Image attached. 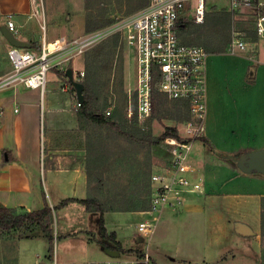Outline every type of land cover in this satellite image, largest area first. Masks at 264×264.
Instances as JSON below:
<instances>
[{"label":"crops","instance_id":"crops-1","mask_svg":"<svg viewBox=\"0 0 264 264\" xmlns=\"http://www.w3.org/2000/svg\"><path fill=\"white\" fill-rule=\"evenodd\" d=\"M207 4L206 0L203 23L195 22L193 6L182 15L179 36L183 43L204 47L186 42L183 31L187 22L197 25L206 23L210 13ZM141 9L138 7L134 11ZM83 11L75 12L69 7L61 18V12L54 14L51 9L50 28L46 31L48 38H75L87 34ZM30 12L29 0H0V76L11 69L7 53L12 45L2 33V27L8 28L9 15L13 16L19 30L16 38L30 44V48H36L41 40L42 21L31 17ZM69 27L77 29L76 33L69 35ZM55 29L62 31L58 33ZM245 40L257 46L255 61L250 59V52L231 54L228 48L226 53H208L206 60L208 95L203 136L218 153L233 156L236 153L231 151V147L241 149L234 155L237 157L249 150L264 148V39L258 37L251 40L247 36ZM132 59L134 61V56ZM91 60L90 53L87 57H79L74 65L68 67L76 81L79 80L78 72L86 71L92 65ZM64 74L52 70L44 92L22 85L0 90V108L3 110L0 118V203L8 208L37 211L40 209L39 194L43 191L53 208L54 224L58 211L78 222L63 223L62 233L59 222V235L66 238L64 242L79 239L84 248L94 242L105 253V258L95 261L131 260L126 255L112 257L105 248L90 240L93 234L98 233L99 215L88 212L80 202L93 194L89 177L88 130L79 118L76 90H63L64 83L69 80ZM246 142L251 144L245 145ZM209 152L207 165L199 166L202 176L205 173V192L190 195L180 212L164 213L160 220L168 214L171 221L183 228L189 226L190 219L194 220V224L206 221L210 238L204 248V262L214 261L218 255L225 260L226 256L217 255L213 250L221 248L233 233H237L247 244L250 239H255L261 253L260 199L264 197V175L243 173L235 160L220 159L214 152ZM67 200L71 201L64 205ZM141 212H107L105 226L108 232H115L124 244L135 247L136 239L142 235L128 221V217L142 215ZM77 213L79 217L76 218ZM54 224V234L58 238ZM239 226L252 234H240ZM27 237L21 240L20 264L39 263L28 243L35 244L34 241L45 238L41 231Z\"/></svg>","mask_w":264,"mask_h":264},{"label":"built area","instance_id":"built-area-1","mask_svg":"<svg viewBox=\"0 0 264 264\" xmlns=\"http://www.w3.org/2000/svg\"><path fill=\"white\" fill-rule=\"evenodd\" d=\"M30 16L42 21V36L36 48L11 46L8 59L11 69L0 76V90L24 86L44 92L50 82V73L56 69L63 74L74 65L79 57H87L91 50L103 41L118 36L134 56V85L128 92L126 116L139 127L145 126L153 114V83L155 89L169 100H186L192 119L186 123L182 140L168 137L166 160L152 171L150 177V208L142 211L144 216L137 229L150 238L166 212H180L190 195L203 194L206 189L200 167L204 157L195 152L197 138L203 136L207 112V69L206 49L188 45L181 41L179 23L184 12L194 8V20L203 23L206 16V0H150L149 4L136 13L91 31L83 36L68 38L47 36L44 0H29ZM233 11L264 7L263 0H230ZM8 29L16 36L18 27L9 15ZM258 37L264 39V15L256 20ZM256 44L235 34L228 44V52L238 54L250 52L256 60ZM85 71L78 72L80 79ZM72 89L67 80L63 90ZM77 103V107H80ZM113 109L105 110L110 115ZM3 110L0 108V118ZM147 260L149 257L147 256ZM88 264H138V261L122 258L93 261Z\"/></svg>","mask_w":264,"mask_h":264},{"label":"rangeland","instance_id":"rangeland-1","mask_svg":"<svg viewBox=\"0 0 264 264\" xmlns=\"http://www.w3.org/2000/svg\"><path fill=\"white\" fill-rule=\"evenodd\" d=\"M142 1V0H141ZM140 0H45L46 11V27L50 28V10L58 14L63 12L69 7L75 12L84 9L87 17L95 22L110 20L115 22L120 18H125L136 13L139 7ZM264 1V0H263ZM207 9L209 14L217 12H234L233 24L231 30H228L225 25L221 24L217 28H210L209 32L216 30L221 32L222 35H229L232 40L235 34L240 38L246 39V29H256V20L259 16L256 9L233 11L230 6V0H207ZM76 15V14H75ZM67 21V20H66ZM76 21V19L74 20ZM75 23V22H73ZM49 30V29H48ZM61 33L62 29H55ZM96 30V29H94ZM93 30V31H94ZM67 32L69 35L75 34L77 29L69 27ZM91 32V31H90ZM69 37V36H68ZM97 47V46H96ZM95 47V48H96ZM94 50V48L91 50ZM113 64L103 77L100 84L95 87L91 86L94 92L99 95V108L100 112L104 113L108 108L114 111V119L120 120V111L128 104V92L133 81V52L125 46L122 40L119 39L118 46L115 49ZM92 58V56H91ZM91 66L86 69V75L83 79L78 81L82 82L86 77L94 78V71L96 70L97 63L91 60ZM100 65V63H99ZM98 65V66H99ZM207 69V68H206ZM208 78V76H207ZM159 102H163L168 112L174 111V102L163 96L158 98ZM116 107V108H115ZM112 111V113H113ZM182 113H185L181 109ZM188 122V121H187ZM187 122H180L178 120H171L169 118L155 117L150 120L142 130L151 132L153 136H160L164 132L165 126H175L179 130L181 137L185 136V128ZM89 130L91 152H90V165L89 177L93 186L92 197L106 201L108 197L115 194L129 195L133 192V186L137 182L142 181V201L150 197V177L153 170L166 160L167 149L163 143L157 146H142L139 147L130 142L119 139L116 135L101 127L86 126ZM245 145L251 143H244ZM195 152L199 156H203L204 164L207 165L209 148L205 147L201 141H196L194 144ZM204 146V147H203ZM214 147V145L212 144ZM101 147H104L106 153L100 152ZM95 148V149H94ZM215 148V147H214ZM232 152L237 155L241 149L231 147ZM99 150V153L98 151ZM215 150H217L215 148ZM253 150V149H252ZM249 150V151H252ZM222 151H226L223 149ZM220 154H225L221 152ZM103 155V157H100ZM214 155V154H213ZM241 155V154H240ZM220 159L221 156L215 155ZM236 158H239L236 157ZM205 174V173H204ZM203 174V176H204ZM138 204V202H136ZM139 206V204L137 205ZM58 210V209H56ZM167 213V212H166ZM59 214V215H57ZM55 214V228H57L59 235V222L61 231H63V223H78L71 220L67 215H62L58 211ZM144 220L143 215H129L128 221L137 228V223ZM168 214H165L160 220L156 232L151 239L135 241V248L144 249L146 256L144 258H137V253L127 254L131 260L138 261V264H260L261 253L257 247L255 239H250L247 244L246 241L240 239L237 233H233L231 237L223 243L221 248L216 247L213 251L218 255L216 260L204 262L206 252L205 245L210 238L208 224L206 221L194 224V220L190 219L187 228L180 227L177 222L169 219ZM79 217L77 213L76 218ZM126 217V218H127ZM193 225V227L191 226ZM195 226V227H194ZM36 232H39L38 230ZM139 233V231H138ZM140 234V233H139ZM60 234L52 244L46 239L28 243L31 247L33 255L39 263L36 264H88L96 259L105 258V253L98 249L94 242H90V247L84 248L79 239L70 241L69 239L64 242ZM31 236V235H30ZM29 236V237H30ZM144 238V236L142 235ZM140 237V238H142ZM28 238L21 232L13 236L8 234L0 235V264H20L19 257L23 250L21 240ZM141 241V242H140ZM133 244V242L131 243ZM52 246V249L50 250ZM134 246V245H133ZM149 256V260H147Z\"/></svg>","mask_w":264,"mask_h":264},{"label":"trees","instance_id":"trees-1","mask_svg":"<svg viewBox=\"0 0 264 264\" xmlns=\"http://www.w3.org/2000/svg\"><path fill=\"white\" fill-rule=\"evenodd\" d=\"M141 1V0H140ZM149 0H142L139 3V8H143L148 5ZM258 14L264 15V7L257 8ZM234 12H217L212 15L209 14L206 19V23L203 25H197L193 22L186 23V29L183 31L186 42L189 44H199L206 48L207 53H226L227 46L230 43L229 35H222L221 32L212 30L207 32L209 28H217L219 25L223 24L228 30H231L233 24ZM112 21H101L95 22L89 17L86 19V31L89 33L94 29H99L111 24ZM246 35L251 40H257V30H245ZM119 37L113 36L102 43H100L91 53L93 62L97 63L96 70L94 71V78L91 80L90 77H86L82 83L84 84V96L85 101L78 108V114L84 127L91 125L101 128H105L113 132L119 139L126 140L131 144H135L139 147L142 146H157L164 142L168 137L177 138L182 140L179 130L175 126H165L164 132L160 136H153L151 132L142 130L134 120H129L126 116V107L120 111V120H115L113 113L107 115L100 112L99 108V95L94 92L91 86L95 87L100 84L106 73L110 71L113 64L115 49L118 46ZM100 63V65H99ZM99 65V66H98ZM64 76L66 78L67 74ZM73 89H75L72 86ZM163 96L167 98L159 90L155 89V82L153 83V114L151 120L155 117L160 116V118H169L171 120H178L180 122H187L192 119L189 103L186 100H175L174 111L168 112L166 105L163 102H159L158 98ZM168 99V98H167ZM116 108V107H115ZM181 109L185 113H182ZM87 128V127H86ZM201 141L205 147H208L211 152L216 155L223 157L224 159H233L237 156H230L229 154H220L212 146L210 141L201 136L197 138ZM91 142L88 130V152H91ZM100 152L106 153L104 147H101ZM95 149V148H94ZM99 153V150H97ZM106 156V155H105ZM103 157V155H100ZM142 181L137 182L133 186V192L129 195L126 194H115L108 197L106 201H102L98 198L89 196L88 198L81 200L80 202L85 205L88 212L96 213L99 215V227L98 233L90 237L91 241H95L99 246L108 249L110 251L118 252L120 255H127L131 253H137L138 259L144 258L146 256L144 249L135 248L133 245L124 244L120 240L115 232H108L105 226V213L115 212V211H146L150 208V197L142 201ZM91 184V180H90ZM40 209L37 211H25L19 208H8L0 203V235L8 234V236H13L14 233H22L26 236H30L37 230L41 231L44 238L52 244L55 241V234L53 229L54 224V211L50 206L46 194L42 191L39 194ZM71 200L65 201V205ZM74 201V200H73ZM138 202V204H136ZM260 236H261V263L264 264V197L260 199ZM137 240H147V237L138 238ZM141 242V241H140ZM52 246L50 250L52 249Z\"/></svg>","mask_w":264,"mask_h":264},{"label":"water","instance_id":"water-1","mask_svg":"<svg viewBox=\"0 0 264 264\" xmlns=\"http://www.w3.org/2000/svg\"><path fill=\"white\" fill-rule=\"evenodd\" d=\"M2 33L6 40L12 45L18 48H30V44L24 42L16 36H14L7 27H2ZM66 74L76 90L77 98L80 104L84 103V84L80 81H76L72 74V70L68 69ZM236 161L237 167L246 174H261L264 175V148L247 151L242 153L239 158H234ZM238 232L243 235L252 234L251 232L246 233L245 229L242 226H239ZM112 257H117L120 254L115 251H110L106 249Z\"/></svg>","mask_w":264,"mask_h":264}]
</instances>
